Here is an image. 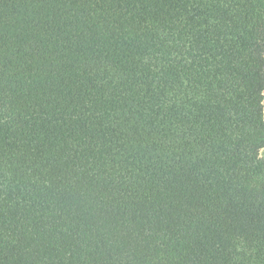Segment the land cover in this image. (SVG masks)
<instances>
[{
  "label": "trees",
  "instance_id": "obj_1",
  "mask_svg": "<svg viewBox=\"0 0 264 264\" xmlns=\"http://www.w3.org/2000/svg\"><path fill=\"white\" fill-rule=\"evenodd\" d=\"M264 0H0V264H264Z\"/></svg>",
  "mask_w": 264,
  "mask_h": 264
},
{
  "label": "rangeland",
  "instance_id": "obj_2",
  "mask_svg": "<svg viewBox=\"0 0 264 264\" xmlns=\"http://www.w3.org/2000/svg\"><path fill=\"white\" fill-rule=\"evenodd\" d=\"M263 110H264V99H263ZM260 156L264 158V149L260 151Z\"/></svg>",
  "mask_w": 264,
  "mask_h": 264
}]
</instances>
